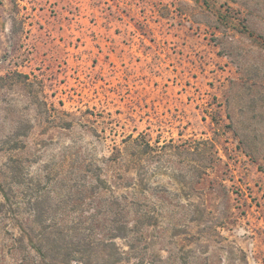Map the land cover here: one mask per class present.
Returning <instances> with one entry per match:
<instances>
[{"label":"rangeland","instance_id":"1","mask_svg":"<svg viewBox=\"0 0 264 264\" xmlns=\"http://www.w3.org/2000/svg\"><path fill=\"white\" fill-rule=\"evenodd\" d=\"M0 184V264H264V0H0Z\"/></svg>","mask_w":264,"mask_h":264},{"label":"trees","instance_id":"2","mask_svg":"<svg viewBox=\"0 0 264 264\" xmlns=\"http://www.w3.org/2000/svg\"><path fill=\"white\" fill-rule=\"evenodd\" d=\"M0 191L2 192L5 199H9L5 188L0 184ZM123 233L113 234L111 238L121 236ZM125 234V233H124ZM45 236L46 233L42 232L39 235H33L30 232V238L28 243L25 246V250L33 249L36 253H38L39 260L41 264H69L72 261H76L80 264H115L121 260V252L116 246L114 241H104L95 244L96 246L90 247L93 241H88L86 237L83 238H71V242L76 241L78 245L70 246L68 244H58L56 248L45 247L40 243L41 238L39 236ZM38 238V239H37ZM21 242H25V238L22 236L19 239ZM82 240H84V247L82 245ZM27 241V240H26ZM75 242V243H76ZM101 242V243H100ZM89 245V247H87ZM83 246V247H82ZM30 247V248H28ZM109 258L110 263H106L102 260H106ZM113 258V259H111ZM102 262V263H101Z\"/></svg>","mask_w":264,"mask_h":264}]
</instances>
